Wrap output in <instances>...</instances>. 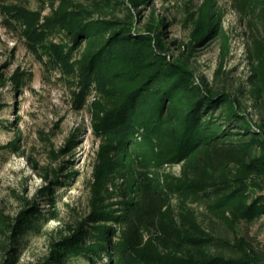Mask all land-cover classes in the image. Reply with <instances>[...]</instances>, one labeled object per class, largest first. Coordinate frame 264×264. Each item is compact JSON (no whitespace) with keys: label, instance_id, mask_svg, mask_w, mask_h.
<instances>
[{"label":"trees","instance_id":"16d2710c","mask_svg":"<svg viewBox=\"0 0 264 264\" xmlns=\"http://www.w3.org/2000/svg\"><path fill=\"white\" fill-rule=\"evenodd\" d=\"M49 1L47 14L15 0L0 7L48 68L76 82V107L89 109L100 143L88 216L31 264H264V244L242 233L264 219V0H231L248 18L246 89L257 120L239 98L242 87L236 95L217 89L197 76L191 54L172 52L154 0H131L123 15L116 0ZM145 9L154 20L146 28ZM222 15L216 0H204L195 42L220 38L217 73L232 47ZM25 79L31 73L2 77L13 92ZM76 173L70 167L65 176ZM51 182L63 183L57 173ZM44 199L51 208L34 202L16 218L0 205V264H16L21 238L59 218L53 198Z\"/></svg>","mask_w":264,"mask_h":264},{"label":"rangeland","instance_id":"374dc122","mask_svg":"<svg viewBox=\"0 0 264 264\" xmlns=\"http://www.w3.org/2000/svg\"><path fill=\"white\" fill-rule=\"evenodd\" d=\"M91 3L92 0H81ZM116 0L115 10L124 14L134 8ZM31 10L50 11L49 0H15ZM204 0H154L155 19L165 24L167 42L175 41L172 52L190 56L193 70L205 76L217 89L227 87L247 104L254 120L258 111L252 105L247 78L251 73L249 45L251 43L248 18L242 17L231 0H216L221 9L222 25L231 36L232 47L224 69L217 73L221 52L219 37L205 38L196 43L200 33L199 10ZM44 5L46 7H44ZM151 9H145L142 27L154 22ZM0 7V121H13L11 128H0V205L12 218L24 209L40 203L43 210L50 207L44 198H53L59 218L43 221L39 230L26 233L20 242L16 264L38 263L51 253L52 245L83 222L90 212L91 183L100 140L94 133L91 113L87 107L75 104L76 82L57 70H51L25 43L21 29L12 25ZM189 46V47H188ZM17 70L31 73L18 92H13L12 81L3 82ZM19 118H15V115ZM71 141L69 142V139ZM15 142L14 146L12 143ZM72 167L73 177L65 176ZM174 170L179 171V166ZM55 173L58 181L52 183ZM53 192L44 195L47 187ZM264 244V219L242 227ZM0 254V261L2 260ZM69 264H88L76 257Z\"/></svg>","mask_w":264,"mask_h":264}]
</instances>
